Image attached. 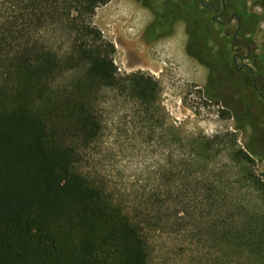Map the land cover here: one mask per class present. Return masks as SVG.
Instances as JSON below:
<instances>
[{"label":"trees","instance_id":"1","mask_svg":"<svg viewBox=\"0 0 264 264\" xmlns=\"http://www.w3.org/2000/svg\"><path fill=\"white\" fill-rule=\"evenodd\" d=\"M109 2L0 0V264H154L151 234L185 225L184 209L171 207L173 198L183 205L182 192L174 196L170 186L184 187L179 163L170 177L163 173L159 190L142 196L117 193L96 170L109 107L133 105L134 117L153 135L167 124L159 82L145 74L121 76L115 46L94 25L97 9ZM154 18L150 39L186 24L190 53L199 48L209 56L202 60L211 72L209 90L231 86L246 116L253 105L234 74L247 71H237L230 49L207 52L209 41L228 37L215 33L197 2L169 0ZM61 29L69 37L66 49L57 47ZM256 58L263 63H256L255 76L264 78V53ZM222 139H205L199 150L208 163L227 150L248 166L246 178L225 187L248 192L254 216H244L242 236L220 225L223 242L213 236V248L235 264H264L258 253L264 251V181L236 140L229 147ZM209 181L207 188L215 189ZM220 195L215 203L226 201Z\"/></svg>","mask_w":264,"mask_h":264},{"label":"rangeland","instance_id":"2","mask_svg":"<svg viewBox=\"0 0 264 264\" xmlns=\"http://www.w3.org/2000/svg\"><path fill=\"white\" fill-rule=\"evenodd\" d=\"M93 22L105 40L115 46L114 61L121 76L145 74L159 82L161 107L167 119L166 126L157 128L153 135L150 130L143 129L134 117L133 105L109 107L107 129L100 153L95 156L96 170L107 177L117 193L142 196L159 190L163 173L168 172L170 177L179 163L185 178L184 187L178 181L170 186L174 196L182 192L183 205L173 198L171 207L175 212L184 209L185 225L180 227L171 223L164 231L156 230L151 234L153 263L235 264L213 248L212 240L215 236L218 243L223 242L217 234L222 233L220 225L239 236L241 227L248 220L245 217L254 216L249 193L239 187L233 190L225 187V183L238 182L234 177L244 179L248 166L238 156L233 158L227 150H223L215 162L208 163L205 152L199 149L205 139L224 138L229 147L236 140V149L252 157L250 166L264 181V103L258 94L253 93L252 76L257 72L256 62L247 61L246 52L237 51L229 37L227 40H211L206 48L207 52L208 49L215 52L214 49L221 47L230 49L232 57L234 54L243 56L238 60L239 66L249 65L250 71L244 69L247 71L245 75L244 72L234 74L239 87L243 86L253 105L244 116L239 97L231 86L223 82L220 89L212 85V90H209L211 72L203 64L209 56L201 53L199 48L192 50L194 54L190 53L185 23H177L172 36L150 42L148 29L154 22L153 14L135 0H110L97 9ZM255 40L262 43V37ZM68 46L69 37L61 29L57 47L66 49ZM263 53L258 50L254 55ZM258 85L262 87L263 84ZM231 107L232 112L229 113ZM257 123L259 126L253 131L251 124ZM161 136L164 138L160 139ZM175 136L181 140L176 146ZM212 178L217 184L215 189L207 188ZM219 194H222L219 200L221 197L226 200L222 204L215 203L213 198ZM239 201L243 203L240 206ZM261 204L263 207L259 210L264 213V202ZM258 253L264 256V251ZM246 263L250 264L242 260V264Z\"/></svg>","mask_w":264,"mask_h":264},{"label":"flooded vegetation","instance_id":"3","mask_svg":"<svg viewBox=\"0 0 264 264\" xmlns=\"http://www.w3.org/2000/svg\"><path fill=\"white\" fill-rule=\"evenodd\" d=\"M142 4L153 14L163 9V4H169V0H135ZM198 4L199 14L205 20H210L216 26L217 34L231 38L237 51L246 52V60L263 63L257 60L255 51L264 52V0H195ZM167 16V15H165ZM167 24L171 22L168 17ZM173 31L163 32L159 37L155 36L150 42L172 36ZM257 37H262V43L256 42ZM242 55L234 54L233 60L237 71L244 69L250 71L249 65H238ZM253 89L264 102V78L253 76ZM259 83L263 84L259 87Z\"/></svg>","mask_w":264,"mask_h":264},{"label":"crops","instance_id":"4","mask_svg":"<svg viewBox=\"0 0 264 264\" xmlns=\"http://www.w3.org/2000/svg\"><path fill=\"white\" fill-rule=\"evenodd\" d=\"M242 236V234H240Z\"/></svg>","mask_w":264,"mask_h":264}]
</instances>
